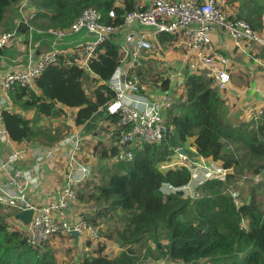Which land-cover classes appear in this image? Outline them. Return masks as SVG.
Instances as JSON below:
<instances>
[{
    "label": "trees",
    "instance_id": "1",
    "mask_svg": "<svg viewBox=\"0 0 264 264\" xmlns=\"http://www.w3.org/2000/svg\"><path fill=\"white\" fill-rule=\"evenodd\" d=\"M19 1L0 0V23L5 22L8 8ZM117 1L28 0L34 8L30 23L40 30L63 29L86 8H95L102 22L118 25L126 12L142 7L138 0H122V5ZM237 1L236 17L261 34L264 0ZM112 9L114 19L108 16ZM25 30L27 27L21 24L17 33ZM160 38L162 42L164 39ZM119 42V35L112 34L99 44L103 51L89 62L96 75L91 79L75 64H49L35 79L34 87L14 83L12 101L24 110H34L35 117L28 119L21 113L3 110L1 120L10 139L51 144L61 138L62 127L52 131L37 120L61 115V105L78 108L75 122H87V129L105 119L119 133L117 116L106 112V104L114 95L107 81L118 65ZM255 56L264 61V43ZM89 81L94 89L89 84L91 91L86 92L84 86ZM183 88L184 98L166 113L168 138L144 144L134 151L131 160L99 166V178L82 186L78 200L94 207L93 216H84L85 220L97 227L100 220L113 219L111 228L108 226L99 234L118 244L121 251L109 256L104 253V243H99L78 264H140L144 258H165L183 264H264V206L252 199L236 206L229 194L232 179L244 177L246 171L252 175L264 171V120L231 122L213 80L202 74L185 71ZM190 139L198 155L230 169L226 180H206L196 187L198 195L194 197L184 196L182 190L165 194L163 184L186 185L190 171L184 166L160 170L159 164L173 159L175 149L185 147ZM115 150L112 148L111 153ZM14 214L0 212V264H57L47 245L34 246L21 230L10 228L6 216ZM243 218L248 220L247 228L241 226Z\"/></svg>",
    "mask_w": 264,
    "mask_h": 264
},
{
    "label": "built area",
    "instance_id": "2",
    "mask_svg": "<svg viewBox=\"0 0 264 264\" xmlns=\"http://www.w3.org/2000/svg\"><path fill=\"white\" fill-rule=\"evenodd\" d=\"M216 1L148 0L140 9L126 12L122 23L118 25L102 22L100 12L95 8H86L67 28L39 30L30 23L34 11L27 10L28 0H20L14 5L18 13L14 28L0 32V50L16 44L21 24L27 27L25 36L28 41V49L23 56L17 58V68L0 74V142L10 139L2 123L1 113L3 110H14V102L10 96L14 83L34 87L35 79L49 64H75L91 79L96 75L90 70L89 62L98 52L103 51L98 48L99 44L110 35L118 34V65L107 81L114 95L106 104V112L117 116L120 132L112 147L116 150L112 154V148L109 149L108 163L131 160L134 151L140 150L144 144L160 143L165 139V131L169 128L167 111L183 98L178 91L184 89L185 71L211 78L219 92L224 91L230 81L228 58L218 55L221 68H214L216 61L210 49V32L214 26L225 28L236 44L242 40L260 45L264 43V18L260 34L244 20L230 16ZM108 16L114 19L115 11L110 10ZM35 33L52 36L48 49L37 52L38 44L34 45L33 42ZM80 33V39L69 42L68 47L65 45L69 36ZM90 34L93 39H86ZM160 37L164 39L162 42ZM175 50L180 54L179 68L160 70L152 79L144 78L139 73L143 66L142 60H161L164 67L169 64L164 61L169 59L167 53ZM261 64L264 66V62ZM166 80L168 82L165 85ZM91 88L94 89V86ZM89 140L93 141V137L86 134L83 125H78L56 142L37 149V162L50 163L60 155L66 159L64 186L56 191L54 199L40 205L28 198L26 189L38 186L41 171L37 172L36 167H17L27 149H11L6 155L0 156V209L8 208L15 213L25 209L34 210L28 224H23L18 219H15L17 224L13 223L34 246H48L53 237L59 234L72 236V231H77L89 242L105 240L100 236L99 229L87 223L81 213L73 221L65 218V211L78 201L77 196L82 186L92 177L88 161L83 160ZM262 141L264 142V134ZM179 148L175 149V157L161 162L159 168L167 170L176 166L187 167L190 181L181 187L163 184L168 187L165 194L182 190L184 196L194 197L198 195L196 187L206 180H226L229 168H224L221 164L192 160L184 149V152H180ZM30 149L33 150L31 147ZM252 178L254 183L264 180V176L259 173ZM232 188H229V194L235 205L239 206L242 204L241 198ZM68 212L71 213V210ZM11 217L15 218L14 215Z\"/></svg>",
    "mask_w": 264,
    "mask_h": 264
},
{
    "label": "crops",
    "instance_id": "3",
    "mask_svg": "<svg viewBox=\"0 0 264 264\" xmlns=\"http://www.w3.org/2000/svg\"><path fill=\"white\" fill-rule=\"evenodd\" d=\"M138 3L141 6H144L148 3V0H138ZM216 3L226 13L230 14V16H236L238 10L237 7L239 5V2L237 0H225V3H222V0H217ZM117 4L122 5V0H118ZM27 10L31 12L34 11V8L31 7V5H27ZM17 16L18 13L14 6L8 8L5 22L0 23V32L8 30L9 27L12 29L14 27V21ZM263 18L264 14L262 16V19ZM6 22L9 25L5 24ZM25 32L17 33L18 38L15 45L10 48L0 50V74H4L8 70L17 68V65L19 64L17 63V58L19 56H23L25 50L28 49V41L25 36ZM81 36V33L71 36L69 38L70 40L66 39L65 45L68 47L69 42H76V40L80 39ZM51 37L52 36L44 33L34 34L33 39L35 40H33V42L34 45L38 44V47L36 49L37 52L44 51V49L40 50L42 49L41 47L43 45L49 47ZM86 39H93V35L90 34L88 37H86ZM47 41H49V44H47ZM22 42H26V44L24 45ZM210 49L213 52L216 61L214 68H221L218 60V55L225 56L229 59L227 68L230 74V81L226 89L222 92H219L221 97L224 99L228 119L234 124H241L244 122H249L251 120H264V66L261 64L264 61L261 58L255 56L259 52L260 44L244 40L236 44L227 30L217 25L214 26L210 32ZM167 57L169 59H166L164 61L169 63L168 65H172L174 68H179L181 66V62L179 60L180 54L176 50L168 52ZM160 62L162 61L160 60ZM36 92L39 93V90H36ZM178 94L183 95L184 98V89L178 91ZM61 106L63 108V112L61 115L55 118H48L45 116H42L41 118L39 117L37 120H41L42 118L44 119L43 121L38 123L40 125L45 124L48 126L49 123H52V126H50L52 131L62 127L63 135L66 132H70V130L77 128L78 125H83V129L85 130L86 134L93 137V141L89 140V145L85 150L86 155H88L89 152L92 151L93 156L91 158H86V156H83V160L88 161L92 171L95 168H99V166L101 165L109 164V149L114 146V141L117 136L116 134L118 133L115 125L109 124L105 119H100L91 128L87 129V122L81 124H77L75 122V116L78 108L67 107L63 105ZM13 111L21 113L28 119H33L35 117L34 110H24L17 106L15 103ZM0 126H2L1 123ZM46 145L47 144H38L24 141L15 142L11 139H9V141L7 142H0V156L6 155L11 149L24 147L27 149V152L23 159L17 163V167H36L37 172L41 171V181L39 182L38 186L28 187L26 189L28 198L37 205L43 204L50 199H54L56 191L62 188L65 184L64 171L66 159L64 156H56L53 160H51L50 163L37 162L36 160L35 153L37 152V149ZM30 147L33 148V150H31ZM182 148L184 150L185 148L187 149L186 153L192 160H197L206 164H220L219 162L213 161L210 158H205L198 155L191 139L186 143L185 147L183 146ZM259 174L263 175V173ZM93 176L98 179V171L93 173ZM162 189L164 193L168 192L167 186H163ZM93 209V205H90L89 202L84 203L78 200L75 202V204L70 206L65 211V218L73 221L79 217L80 213L83 217L93 216ZM69 210H71V213L68 212ZM4 211L6 213L10 212L8 208L4 209ZM75 214H78V216H76ZM8 219H10L12 223L17 224L15 218L6 216V220ZM97 228L99 229V226H97ZM103 243L105 245L104 253L106 254H108L109 250L115 249V245L118 246V244H116L114 241L108 240L106 238ZM48 247L53 251L58 264H61L62 262L63 264H78L84 255L88 254V252L97 247V244L95 242H89L85 240L84 237L80 234H77L76 236L59 234L50 240V244H48ZM118 250H121V248L119 247L116 252H118ZM110 252L111 254L113 253L112 250ZM150 260H152V263L150 264H158V262H160V259ZM165 260L168 262H172L167 259ZM172 263L183 264L180 261H174Z\"/></svg>",
    "mask_w": 264,
    "mask_h": 264
},
{
    "label": "rangeland",
    "instance_id": "4",
    "mask_svg": "<svg viewBox=\"0 0 264 264\" xmlns=\"http://www.w3.org/2000/svg\"><path fill=\"white\" fill-rule=\"evenodd\" d=\"M24 45L26 44V42H22ZM47 44H49V41H47ZM164 62H160L158 60H153V59H147L143 61V66H142V70L140 71V74L144 77V78H154L155 74H158V72L164 71L165 69H174V67L172 65H165L163 67ZM164 68V69H163ZM163 69V70H162ZM92 84V81H89L86 86H84L86 92L91 91L90 86ZM44 118H42L41 120H38V122L40 123L41 121H43ZM49 126H52V123H49ZM118 135V134H116ZM235 147V146H234ZM93 156V152H89L88 155H86V158H91ZM106 165H110V164H106ZM97 172V169L95 168L91 174L92 177L90 180H88V182H93L94 181V176L93 173ZM261 173H263L264 176V171H262ZM244 177L241 178H234L230 181V188L233 187L232 189L236 190L239 193V196L241 198V201L245 200H254L257 202H261L262 205L264 206V180L259 182V183H254L253 181V176L256 174L252 175L251 171H246L244 173ZM93 184V183H92ZM91 184V185H92ZM80 201V200H79ZM80 202H84V203H88L86 201H80ZM90 205H93L92 203L89 202ZM0 212H2V214L6 213L4 211V209H0ZM7 223L9 224L11 229H17L14 224L10 221V219L6 220ZM247 218H243L241 221V226L244 228H247ZM114 224V220H110L109 222L107 220H100L98 222V226H99V230L103 231L105 229L108 228V226H111ZM102 237V239H104V236L100 235ZM164 241V240H163ZM99 243H103V241L101 242H97V246ZM151 246L154 247L155 244L151 243ZM119 249V247L117 245H115V249H111L112 250V254H111V250L108 251V254L111 256H115L116 254H118L121 250H118V252H116V250ZM116 252V253H115ZM150 259H154V258H144L141 262V264H150L152 263V260ZM155 260V259H154ZM65 261V260H64ZM160 262H158V264H173L172 262H168L165 260V258H161L159 260ZM56 263L58 264V262L56 261ZM63 264V262L61 263ZM176 264H180V263H176Z\"/></svg>",
    "mask_w": 264,
    "mask_h": 264
},
{
    "label": "water",
    "instance_id": "5",
    "mask_svg": "<svg viewBox=\"0 0 264 264\" xmlns=\"http://www.w3.org/2000/svg\"><path fill=\"white\" fill-rule=\"evenodd\" d=\"M169 134H170V129L167 128L165 131V139L168 138ZM179 151L184 152L182 147L179 148ZM33 213H34L33 209H25V210H21V211L16 212L14 214V217H15V219L20 220L23 224H28L31 220ZM72 234L76 236L78 234V232L72 231Z\"/></svg>",
    "mask_w": 264,
    "mask_h": 264
},
{
    "label": "clouds",
    "instance_id": "6",
    "mask_svg": "<svg viewBox=\"0 0 264 264\" xmlns=\"http://www.w3.org/2000/svg\"><path fill=\"white\" fill-rule=\"evenodd\" d=\"M164 193V192H163Z\"/></svg>",
    "mask_w": 264,
    "mask_h": 264
}]
</instances>
